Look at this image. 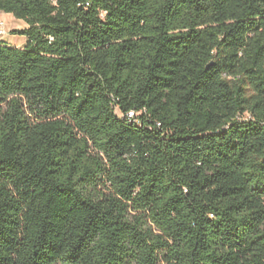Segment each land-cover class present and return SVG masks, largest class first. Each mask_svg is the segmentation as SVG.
Wrapping results in <instances>:
<instances>
[{
  "label": "trees",
  "instance_id": "trees-1",
  "mask_svg": "<svg viewBox=\"0 0 264 264\" xmlns=\"http://www.w3.org/2000/svg\"><path fill=\"white\" fill-rule=\"evenodd\" d=\"M3 13L0 264H264V0Z\"/></svg>",
  "mask_w": 264,
  "mask_h": 264
},
{
  "label": "rangeland",
  "instance_id": "rangeland-1",
  "mask_svg": "<svg viewBox=\"0 0 264 264\" xmlns=\"http://www.w3.org/2000/svg\"><path fill=\"white\" fill-rule=\"evenodd\" d=\"M0 22L3 23L6 32L4 36L0 37V42L9 45V47L23 48L25 46V38L23 36L13 35L12 32L26 28L25 22L15 19L11 14L5 13L0 14Z\"/></svg>",
  "mask_w": 264,
  "mask_h": 264
},
{
  "label": "built area",
  "instance_id": "built-area-1",
  "mask_svg": "<svg viewBox=\"0 0 264 264\" xmlns=\"http://www.w3.org/2000/svg\"><path fill=\"white\" fill-rule=\"evenodd\" d=\"M6 34L5 30H4V25L2 22H0V37L4 36ZM134 116V114L132 112L128 113L127 117L128 118H132Z\"/></svg>",
  "mask_w": 264,
  "mask_h": 264
}]
</instances>
